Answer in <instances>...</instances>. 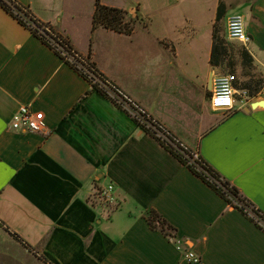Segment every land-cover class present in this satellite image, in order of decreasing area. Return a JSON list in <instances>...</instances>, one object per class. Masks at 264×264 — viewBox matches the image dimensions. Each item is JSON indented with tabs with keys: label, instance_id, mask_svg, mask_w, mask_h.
<instances>
[{
	"label": "crops",
	"instance_id": "0c3cea01",
	"mask_svg": "<svg viewBox=\"0 0 264 264\" xmlns=\"http://www.w3.org/2000/svg\"><path fill=\"white\" fill-rule=\"evenodd\" d=\"M15 1L264 213L263 90L228 116L213 111L222 74L210 63L213 41L201 63L192 49L201 41L181 29L172 39L141 25L132 36L93 31L96 0ZM228 5L249 18L246 48L264 78V0ZM28 105L44 115L46 133L12 129ZM151 210L176 229L182 250L152 229ZM185 251L201 264H264V229L0 7V264H191Z\"/></svg>",
	"mask_w": 264,
	"mask_h": 264
},
{
	"label": "trees",
	"instance_id": "16d2710c",
	"mask_svg": "<svg viewBox=\"0 0 264 264\" xmlns=\"http://www.w3.org/2000/svg\"><path fill=\"white\" fill-rule=\"evenodd\" d=\"M0 7L4 8L22 25L30 29L34 35H36L40 40H42L44 44L54 50L60 57H62V55L56 50L51 39L62 41V44L65 45L68 50L74 49L68 37L60 34L50 24L43 23L38 20L32 14V12L29 11V9L27 12H24L15 0H0ZM228 10V6L223 1H220L217 8L216 19L213 24V47L210 63L215 69L234 71L237 67V63L233 57V45L229 43V41H227V39L221 33L223 30L222 24L227 16ZM21 13H24V16L31 21V24L26 22V18L24 19ZM138 21L139 16L137 15V12L132 14L124 9L106 6L101 0H96V8L93 16V31L98 28H104L124 34L126 36H132ZM46 28L50 29L53 35L47 32ZM87 62L89 67L94 69L93 76L78 70V68H76L74 65L71 66L90 82L93 90H96L107 97L103 86L108 79L98 70L96 64L93 63L90 58H87ZM253 65L254 59L251 53L245 46L241 47V68L250 70ZM243 76L248 77V79H238L236 87L241 90H248L250 97H256L264 89V78L255 77L251 75L249 71L246 73L244 72ZM141 130L157 139L154 133H151L150 131H147L143 128H141ZM162 145L168 149L183 165L188 167L196 176L201 178L209 187H211L223 199H225L230 206L241 211L248 219L258 225L260 228L264 229V213L251 201H249L236 186H234L230 181H228L218 171L210 166L200 155L197 159H195V152L190 149L180 151L164 143ZM147 219L152 229L162 231L167 237H176V229L170 225V223H168L166 219H164L158 212L154 210L149 211L147 213Z\"/></svg>",
	"mask_w": 264,
	"mask_h": 264
},
{
	"label": "built area",
	"instance_id": "2783aa9c",
	"mask_svg": "<svg viewBox=\"0 0 264 264\" xmlns=\"http://www.w3.org/2000/svg\"><path fill=\"white\" fill-rule=\"evenodd\" d=\"M24 12H27L26 7L20 6ZM24 19V13H21ZM237 18H241L244 23V35L247 37L246 41H241L238 35L239 25L236 23ZM26 22L31 24V21L26 18ZM46 31L51 35L53 33L50 29L46 28ZM227 37L230 41L239 42L245 47L250 42V37L246 30L244 16L240 13L231 14L227 19ZM43 33V31H42ZM55 37V36H54ZM56 50L61 53L62 59L70 65H74L78 70L93 76L92 67H89L87 58L77 53L74 49L68 50V48L62 44V41H57L51 39ZM238 79L234 74L227 73L218 76L214 82V90L211 95L210 104L211 108L215 112H223L227 116L231 114L236 109V102L240 101L242 106L247 107L251 104L252 97H250L248 90H241L236 87ZM104 90L107 97L113 101L119 108L126 111L132 119L139 125L140 128L146 129L151 133H154L158 141L162 144L169 145L176 150H188V147L184 145L177 137H175L166 127L154 119L144 108H142L138 103L133 101L128 95H126L118 86L107 80L104 84ZM234 90L232 93L231 91ZM231 93V97H230ZM259 95H264V89ZM224 97H230L233 101L232 106L229 108L227 106L213 107V102L216 99H221ZM12 129L14 131H20L25 133H46V124L44 120V115L42 113H37L33 110L31 105L22 106L18 112L14 115L12 121ZM195 159L199 157L198 153H194ZM114 191V186L110 185L107 190L101 191L99 196L100 200L104 202L112 201V196L110 195ZM174 239L177 247L182 250L183 243L177 237ZM184 258L191 264H201V259L193 251H185Z\"/></svg>",
	"mask_w": 264,
	"mask_h": 264
},
{
	"label": "rangeland",
	"instance_id": "374dc122",
	"mask_svg": "<svg viewBox=\"0 0 264 264\" xmlns=\"http://www.w3.org/2000/svg\"><path fill=\"white\" fill-rule=\"evenodd\" d=\"M115 7L127 10L137 9V15L139 21L136 24V28L143 26L144 29L149 28L151 31V37L161 38H175L183 37V35H177V29H181L184 36L197 38L199 43L194 45L192 49L202 57L201 63H206V58L209 55L211 44L213 41V24L217 15V8L220 1H223L227 6L229 3L236 2V0H106ZM84 5L88 4V0H84ZM96 6V3H95ZM229 8V7H228ZM234 9H230L227 12V16L223 21L222 35L233 45L232 52L234 60L237 63V67L234 71L223 70L222 74L231 73L234 74L239 80H247L248 77H244L243 73L250 72L255 77H262L256 72V68L253 65L250 70L241 68L240 66V51L242 45L239 42L230 41L227 37V19L228 15L233 12ZM131 13V12H130ZM133 14V13H132ZM245 14V25L249 23V18L246 16V12H240ZM141 25V26H140ZM139 37H144L145 32L142 28H139ZM179 31V30H178ZM199 65L198 63H195Z\"/></svg>",
	"mask_w": 264,
	"mask_h": 264
},
{
	"label": "clouds",
	"instance_id": "9594fccd",
	"mask_svg": "<svg viewBox=\"0 0 264 264\" xmlns=\"http://www.w3.org/2000/svg\"><path fill=\"white\" fill-rule=\"evenodd\" d=\"M236 23L239 25V28H238L239 39L242 42L246 41L247 37L244 35V23H243V20L241 18H237ZM233 91L234 90H232L231 93ZM231 93H230V97H231ZM230 97H224V98H221V99H216L213 102V107L215 108V107H218V106H227V107L230 108L232 106V103H233V101L231 100Z\"/></svg>",
	"mask_w": 264,
	"mask_h": 264
},
{
	"label": "water",
	"instance_id": "95a60500",
	"mask_svg": "<svg viewBox=\"0 0 264 264\" xmlns=\"http://www.w3.org/2000/svg\"><path fill=\"white\" fill-rule=\"evenodd\" d=\"M131 13H133V14L135 13L134 9L131 10ZM245 111L248 112V111H250V109H246Z\"/></svg>",
	"mask_w": 264,
	"mask_h": 264
}]
</instances>
